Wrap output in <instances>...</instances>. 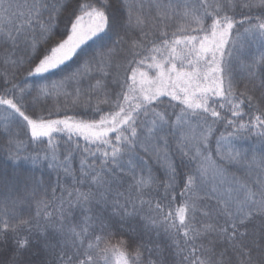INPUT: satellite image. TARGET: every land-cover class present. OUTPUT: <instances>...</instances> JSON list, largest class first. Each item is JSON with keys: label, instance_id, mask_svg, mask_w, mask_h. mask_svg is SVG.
Instances as JSON below:
<instances>
[{"label": "snow or ice", "instance_id": "snow-or-ice-1", "mask_svg": "<svg viewBox=\"0 0 264 264\" xmlns=\"http://www.w3.org/2000/svg\"><path fill=\"white\" fill-rule=\"evenodd\" d=\"M0 264H264V0H0Z\"/></svg>", "mask_w": 264, "mask_h": 264}, {"label": "trees", "instance_id": "trees-1", "mask_svg": "<svg viewBox=\"0 0 264 264\" xmlns=\"http://www.w3.org/2000/svg\"><path fill=\"white\" fill-rule=\"evenodd\" d=\"M54 103V101L52 100H48V104L49 106H51L52 104ZM72 113L69 112V115H71ZM237 146H243L245 148L247 147H254L257 151V153H259L260 151V145L259 143L256 141V138L253 137V138H250V139H247V140H241V141H237ZM215 147V144L213 143V148ZM116 259V257H114V260Z\"/></svg>", "mask_w": 264, "mask_h": 264}]
</instances>
